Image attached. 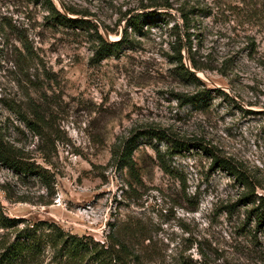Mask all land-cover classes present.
I'll use <instances>...</instances> for the list:
<instances>
[{"label":"rangeland","instance_id":"1","mask_svg":"<svg viewBox=\"0 0 264 264\" xmlns=\"http://www.w3.org/2000/svg\"><path fill=\"white\" fill-rule=\"evenodd\" d=\"M52 1L123 40L97 61L94 28L54 19L46 0H0V121L54 183L48 194L0 164V211L101 241L114 232L138 254L128 264H264V222L250 212L264 196V0ZM180 7L194 11L198 79L177 59L181 34L190 67ZM35 108L51 117L55 145L23 121ZM144 131L136 180L114 148Z\"/></svg>","mask_w":264,"mask_h":264},{"label":"trees","instance_id":"2","mask_svg":"<svg viewBox=\"0 0 264 264\" xmlns=\"http://www.w3.org/2000/svg\"><path fill=\"white\" fill-rule=\"evenodd\" d=\"M53 18L61 23L72 24L78 26H87L94 28L98 39L96 49L97 61L103 59L107 55L113 54L121 47L123 38L120 40H108L101 32H99L96 24H92L83 19H76L63 13L52 0H46ZM152 5H170L168 0H153ZM65 9L73 13L75 10L69 8L64 4ZM179 16L182 19V26L185 32V37L188 46V58L190 60V67L184 65V55L181 50L184 46L181 34L177 36V53L178 61L182 64L183 72L192 78L198 79L195 70L206 68L201 61L196 59V49L193 48L191 35H193L192 19L193 8L185 9L184 7L177 8ZM137 18V17H136ZM134 24H138V19ZM175 27H179V23L174 19ZM127 40V39H126ZM223 72V70H221ZM203 92L192 95L189 100H200ZM34 114H21L26 125L40 135L41 139L51 142L55 145V140L51 138L54 134L51 117L47 114H39L38 109H33ZM147 131L136 132L131 136L122 140L119 146L114 148V159L127 167L132 176L140 179L138 170L133 158V153L138 146V140L141 136L146 135ZM150 135V134H149ZM152 137L159 139H167V135L161 131L154 132ZM43 158L49 164L52 162V150L41 148ZM157 155L160 161V166L170 171L166 164L165 156L157 149ZM215 161L220 162L221 165H227L228 162L218 155H214ZM30 153L14 143L8 138L4 127L0 121V164L10 168L21 175H35L42 182L47 189L48 194L53 193V174L50 168L41 166L32 160ZM231 168V167H230ZM22 200H28L22 199ZM42 204H50V199L42 198ZM257 203L250 212L256 214L259 223L264 222V196L257 195L253 199ZM0 228L4 232H0V264H128L133 258L138 259V254L132 250L130 245L124 239L120 238L114 232L109 231L106 234V239L97 240L92 234L77 233L66 230L62 225L56 221L47 219L28 220L25 218H16L5 216L0 211ZM12 230V234H10Z\"/></svg>","mask_w":264,"mask_h":264},{"label":"water","instance_id":"3","mask_svg":"<svg viewBox=\"0 0 264 264\" xmlns=\"http://www.w3.org/2000/svg\"><path fill=\"white\" fill-rule=\"evenodd\" d=\"M194 72H197L195 69H192Z\"/></svg>","mask_w":264,"mask_h":264}]
</instances>
